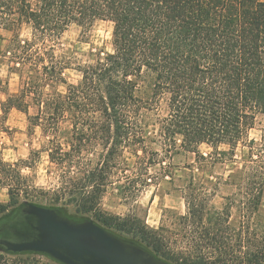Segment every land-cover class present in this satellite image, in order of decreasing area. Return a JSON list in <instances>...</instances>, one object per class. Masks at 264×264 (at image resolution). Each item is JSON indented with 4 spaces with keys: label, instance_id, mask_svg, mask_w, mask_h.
Instances as JSON below:
<instances>
[{
    "label": "trees",
    "instance_id": "trees-1",
    "mask_svg": "<svg viewBox=\"0 0 264 264\" xmlns=\"http://www.w3.org/2000/svg\"><path fill=\"white\" fill-rule=\"evenodd\" d=\"M97 20L113 23L111 52H91L86 63L57 53L71 25L88 30ZM0 29L10 32L1 58L20 80L1 109L28 114L35 106L31 124L54 136L49 155L62 180L53 203L138 238L169 264H264V128L260 140L249 139L264 114V0H0ZM71 68L81 73L77 83L65 77ZM162 101L160 144L193 157L192 179L182 188L187 213L178 216L174 240L101 208L124 151L146 154L145 116ZM64 120L71 124L68 149L58 141ZM21 165L30 166L0 153V189L9 195L0 200L5 238L30 224L19 216L22 197L42 205L25 194ZM217 167L225 173L215 176ZM221 190V208L211 209ZM5 258L0 253V264Z\"/></svg>",
    "mask_w": 264,
    "mask_h": 264
},
{
    "label": "rangeland",
    "instance_id": "rangeland-1",
    "mask_svg": "<svg viewBox=\"0 0 264 264\" xmlns=\"http://www.w3.org/2000/svg\"><path fill=\"white\" fill-rule=\"evenodd\" d=\"M29 31V28L24 27L23 36H27ZM0 34L4 37V39L0 38L1 53L7 42L6 39L10 37V32L0 29ZM112 50L113 23L109 20H97L88 30L76 24L71 25L63 35L62 44L57 53L76 63H86L91 60V52L106 53ZM65 77L69 82L77 83L81 78V73L71 68L65 71ZM19 86L18 74L9 71L7 61L3 60L0 55V153L2 157L10 163L29 161L30 166L21 165L23 188L25 194L35 196L38 203L61 208L62 215L72 220L82 222L91 219L100 224L91 214L76 212L73 205L53 203L54 191L61 186L62 180L59 167L49 155V150L53 147L50 140H53L54 136L52 133L45 132L40 126L31 124L29 115H36L38 111L35 106H30L28 114L17 108H10L7 113H3L1 109V103L6 99L7 94L17 92ZM55 88L66 91L65 84L56 85ZM165 106L166 102L162 101L158 111H149L145 116V120L149 122L144 133L147 152L145 154L140 149L138 154L141 157H137L134 153V146L124 151L120 164L112 173L102 195L101 208L108 214L129 215L158 230L162 228L161 233L174 240L177 238L174 230H179L176 224L179 221L178 216L187 213L182 188L192 179L187 166L193 157L183 150L177 153L174 148H169V145L163 147L160 144L161 131L158 120L166 115ZM62 128L58 141L68 149L71 137L70 121L64 120ZM263 128L264 114H260L255 127L249 131V139L260 140ZM83 143L86 144L82 146L83 148L88 151L92 150L88 141L84 140ZM86 150L85 155L88 154ZM201 150L208 152L210 148L204 144ZM222 173H225L224 167H217L214 170L215 176ZM224 192L221 190L217 193L210 205L211 209L221 208L224 202L222 197ZM0 200L4 203L9 201L7 188L0 189ZM28 202H31L30 199L22 197L18 207ZM13 210L14 208H11L7 211V215ZM262 213L264 215V198ZM237 219V211L233 210L232 223H236ZM110 231L154 253L138 238L113 229ZM0 253L6 256V260H3L1 264H63L39 252L15 253L0 248ZM156 256L163 259L159 255Z\"/></svg>",
    "mask_w": 264,
    "mask_h": 264
},
{
    "label": "water",
    "instance_id": "water-1",
    "mask_svg": "<svg viewBox=\"0 0 264 264\" xmlns=\"http://www.w3.org/2000/svg\"><path fill=\"white\" fill-rule=\"evenodd\" d=\"M19 216L30 224L16 231L12 239L0 237V248L9 252L44 253L63 264H139L157 257L91 219L73 222L54 207L28 202ZM30 216L37 218L36 224ZM32 226L38 231L34 239L30 237Z\"/></svg>",
    "mask_w": 264,
    "mask_h": 264
},
{
    "label": "flooded vegetation",
    "instance_id": "flooded-vegetation-1",
    "mask_svg": "<svg viewBox=\"0 0 264 264\" xmlns=\"http://www.w3.org/2000/svg\"><path fill=\"white\" fill-rule=\"evenodd\" d=\"M29 218H30L29 220L33 221V224H36L37 218L35 216H30ZM30 230H31L30 231V237L32 239L38 237L37 236L38 235V231L35 228V226L34 227L33 226L30 227ZM0 237H2V234H0ZM139 264H169V263L164 261V260H162V259H160L159 257H156V258L153 259L152 262H145V261L141 260Z\"/></svg>",
    "mask_w": 264,
    "mask_h": 264
}]
</instances>
